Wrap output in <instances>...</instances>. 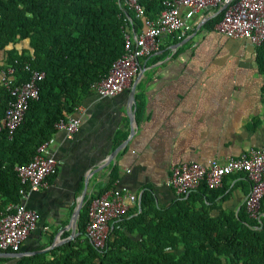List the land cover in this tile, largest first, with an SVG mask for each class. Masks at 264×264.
<instances>
[{
  "label": "crops",
  "instance_id": "obj_1",
  "mask_svg": "<svg viewBox=\"0 0 264 264\" xmlns=\"http://www.w3.org/2000/svg\"><path fill=\"white\" fill-rule=\"evenodd\" d=\"M218 12L212 7L199 11L190 21L191 30L162 35L159 49L139 58L134 102L129 90L111 97L91 90L83 97L77 106L81 111L72 114L81 120L73 138L55 130L49 141L48 154L58 162L49 186L22 194L21 202L40 214L38 225L21 245L20 256L0 252V264L48 253L78 236L69 240L77 233V221L71 217L84 187L85 196H95L114 168V187L136 195L138 206L146 190L157 204L167 206L177 196L166 185L172 166L223 162L264 146L263 79L256 46L219 33L215 25L204 26ZM12 48L21 53L28 41L0 49V65ZM255 120L260 123L250 129ZM223 187L224 194L205 204L237 213L249 182L245 176L231 175ZM209 211L218 214L215 208ZM52 258L46 254V260Z\"/></svg>",
  "mask_w": 264,
  "mask_h": 264
},
{
  "label": "trees",
  "instance_id": "obj_2",
  "mask_svg": "<svg viewBox=\"0 0 264 264\" xmlns=\"http://www.w3.org/2000/svg\"><path fill=\"white\" fill-rule=\"evenodd\" d=\"M166 1L139 3L145 16L155 20ZM223 12L204 26L213 28ZM143 28V20L122 0H0V49L28 41V49L21 53L9 50L0 70L13 67L14 85L29 79L26 64L45 74L38 83L39 96L30 102L20 125L11 135L6 129L0 131V214L29 190L15 167L33 159L37 148L55 133V122L73 114L92 85L108 73L124 53L125 33L138 35ZM256 49L264 106V42ZM9 99L1 86L0 115ZM139 103L136 96L137 110ZM259 123L255 120L250 129ZM117 179L114 168L95 196H85L78 236L48 253L22 257L16 264H264V217L251 218L245 202L237 213L206 205L224 194L223 184L216 189L201 184L187 196L177 195L167 206L157 204L152 191L146 190L139 206L136 201L123 217L112 221L106 246L95 248L85 236L88 209ZM209 208L218 214L213 216ZM260 212H264V197ZM46 254L53 258L46 260Z\"/></svg>",
  "mask_w": 264,
  "mask_h": 264
},
{
  "label": "built area",
  "instance_id": "obj_3",
  "mask_svg": "<svg viewBox=\"0 0 264 264\" xmlns=\"http://www.w3.org/2000/svg\"><path fill=\"white\" fill-rule=\"evenodd\" d=\"M134 15L143 20V30L136 35L125 33L124 53L110 66L108 73L92 85L99 97H111L130 90L138 75V60L153 55L160 47L164 34L186 33L191 30L190 21L201 10L216 8L224 11L215 29L234 39H246L259 46L264 42V0H169L165 9L155 20L145 16L139 0H122ZM181 7L184 11H181ZM30 73L27 81L15 84L14 69L8 66L2 70V86L10 94L4 113L0 115V131L6 129L11 135L22 122L30 102L39 96L38 83L44 78L43 71L24 66ZM76 107L74 112H80ZM79 117L68 115L54 124L55 130H64L72 139L78 130ZM50 140L43 142L33 159L24 165H17L15 171L22 182H27L30 191H38L49 186V178L58 170L57 160L48 154ZM244 174L250 183L245 199V207L251 218L264 216L260 203L264 197V146L251 148L237 157H229L223 162L216 160L207 164L184 162L171 167L166 185L177 195H188L201 184L209 189L220 188L224 178ZM136 202V195L128 190L114 187L102 196L94 198L88 209L85 236L91 244L103 249L109 234V223L123 217L130 204ZM40 214L24 203H9L0 214V252H18L21 245L34 230Z\"/></svg>",
  "mask_w": 264,
  "mask_h": 264
},
{
  "label": "water",
  "instance_id": "obj_4",
  "mask_svg": "<svg viewBox=\"0 0 264 264\" xmlns=\"http://www.w3.org/2000/svg\"><path fill=\"white\" fill-rule=\"evenodd\" d=\"M135 85H136V81L133 82V84H132V86H131V88L129 90V98H130V101L131 102H134ZM132 130H133V128H132ZM85 193H86V186L83 189V192L81 194V197H80V199L78 201V204H77V206L75 208V211H74V213H73V215L71 217V219L73 220L74 223H76V221L78 219L80 209L82 208V205H83ZM138 202H140V197L138 198ZM78 234H79L78 232L77 233H74L73 232L72 235H70L69 240L73 239V237H75ZM13 254H14V256H20V253L19 252H15Z\"/></svg>",
  "mask_w": 264,
  "mask_h": 264
}]
</instances>
